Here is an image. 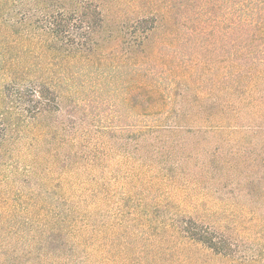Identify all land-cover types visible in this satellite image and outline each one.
Here are the masks:
<instances>
[{"label": "trees", "instance_id": "obj_1", "mask_svg": "<svg viewBox=\"0 0 264 264\" xmlns=\"http://www.w3.org/2000/svg\"><path fill=\"white\" fill-rule=\"evenodd\" d=\"M155 19L140 18L132 25L128 44L140 53L146 52ZM104 22L99 0H0V264H264V246H247L215 222L172 213L168 200L179 201L186 188L180 173L152 159L123 184H86L95 176L97 151L76 135L60 140L52 134L62 133L64 126L42 125L50 113L61 111L63 86L75 76L69 74L72 69L89 70L102 58L96 37ZM140 63L141 115L171 114L172 107L162 106L179 95V80L159 81L145 56ZM259 65L264 60H238L234 66L236 100L241 105L246 99L237 107L239 116L246 106L263 115L260 104L247 99L264 85ZM164 122L143 119L140 132L182 131L181 124ZM173 149L164 155L171 158ZM60 162L77 166L72 176L85 181L66 179L65 185L53 187ZM81 162L89 167H79ZM213 162L223 164L226 174L240 164L223 158ZM205 167L208 176L213 174L210 162ZM221 171L219 180L225 179ZM226 180L233 184L234 175ZM254 182H260L258 175L249 181ZM253 214L241 205L235 225Z\"/></svg>", "mask_w": 264, "mask_h": 264}, {"label": "rangeland", "instance_id": "obj_2", "mask_svg": "<svg viewBox=\"0 0 264 264\" xmlns=\"http://www.w3.org/2000/svg\"><path fill=\"white\" fill-rule=\"evenodd\" d=\"M99 2L105 19L103 30L96 37L102 58L89 70L72 69L69 74L75 76L70 86H63L61 111L50 113L42 125L64 126L62 133L52 134L60 140L76 135L97 151L95 176L86 184H123L143 161L156 159V166H165L187 179L182 198L168 200L172 213L215 222L220 231L241 243L263 247L264 85L247 96L252 103L260 104L263 115L252 114V108L246 106L239 116L237 107L246 99L241 105L236 100L240 92L233 70L238 60H264V0ZM148 16L156 17V29L147 41L146 52L140 53L135 44H128L129 34L138 19ZM143 56L151 64L147 67L155 66L153 75L159 81L179 80V95L162 106L172 107L171 114L141 115ZM154 118L166 120L164 124H181L182 131L142 135L141 120ZM169 148H174L171 158L164 155ZM66 149L74 157L73 151ZM215 158L240 161L229 172L234 175L233 184L226 180L229 174L223 164L213 162ZM159 160L167 162L158 164ZM208 162L213 173L210 176L205 167ZM75 167L60 162L52 186L65 185L66 179L68 183L84 182L83 178L72 176L71 169ZM79 167L89 166L81 162ZM220 169L223 180L217 178ZM114 173H118L117 180ZM257 175L260 182L250 184ZM191 177L202 181L195 180L196 184ZM247 178L250 183L245 181ZM243 204L254 214L248 215L242 226H236L234 220ZM222 262L225 260L213 263Z\"/></svg>", "mask_w": 264, "mask_h": 264}]
</instances>
